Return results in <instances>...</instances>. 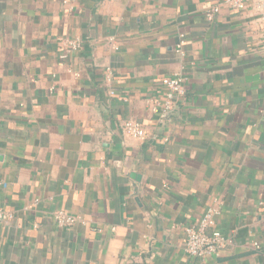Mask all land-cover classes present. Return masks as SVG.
Returning <instances> with one entry per match:
<instances>
[{"label": "crops", "instance_id": "obj_1", "mask_svg": "<svg viewBox=\"0 0 264 264\" xmlns=\"http://www.w3.org/2000/svg\"><path fill=\"white\" fill-rule=\"evenodd\" d=\"M65 38L82 48L62 60ZM175 75L185 95L164 114L154 106ZM130 119L144 139L126 133ZM217 200L227 243L199 261L185 228ZM0 210V264H264L255 7L0 0ZM61 212L77 223L62 227Z\"/></svg>", "mask_w": 264, "mask_h": 264}, {"label": "built area", "instance_id": "obj_2", "mask_svg": "<svg viewBox=\"0 0 264 264\" xmlns=\"http://www.w3.org/2000/svg\"><path fill=\"white\" fill-rule=\"evenodd\" d=\"M222 4L230 7L236 11H246L249 7L254 6L259 16L261 24L264 26V0H221ZM219 6L210 7L205 17L209 21H213L219 14ZM65 47L64 54L61 56L62 60H66L72 52L78 51L82 48V41L80 39L69 40L63 39L61 41ZM179 51L181 45H179ZM107 82H111L112 73L108 69L105 75ZM167 88L165 98L163 101L156 102L154 109L160 110L162 113H172L177 105L178 100L185 95L184 79L180 75H175L164 81ZM125 131L133 138L142 140L146 137V132L142 126L130 119L125 123ZM222 202L217 200L215 204L207 209L201 219L195 224L185 228L186 253L199 261L217 254L222 250L227 243V240L222 233L217 229V218L222 213ZM9 215L0 210V222L7 221ZM56 219L62 227L74 226L77 223V219L67 216L63 212L56 214ZM256 249H259V245L255 244Z\"/></svg>", "mask_w": 264, "mask_h": 264}, {"label": "water", "instance_id": "obj_3", "mask_svg": "<svg viewBox=\"0 0 264 264\" xmlns=\"http://www.w3.org/2000/svg\"><path fill=\"white\" fill-rule=\"evenodd\" d=\"M130 176H131L132 179H134L135 183H136V182L139 183V182L141 181V175H138V174L132 173ZM133 185H134V189H135V191L137 192V191H138V187H137L136 184H134V183H133Z\"/></svg>", "mask_w": 264, "mask_h": 264}]
</instances>
